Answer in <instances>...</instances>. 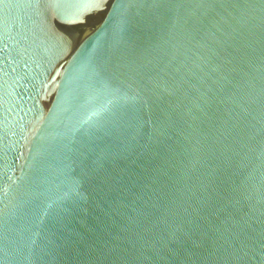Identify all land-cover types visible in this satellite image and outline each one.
<instances>
[{"label": "water", "instance_id": "95a60500", "mask_svg": "<svg viewBox=\"0 0 264 264\" xmlns=\"http://www.w3.org/2000/svg\"><path fill=\"white\" fill-rule=\"evenodd\" d=\"M0 264H264V0H0Z\"/></svg>", "mask_w": 264, "mask_h": 264}]
</instances>
